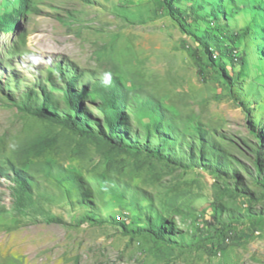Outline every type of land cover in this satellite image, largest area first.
<instances>
[{
  "label": "rangeland",
  "instance_id": "374dc122",
  "mask_svg": "<svg viewBox=\"0 0 264 264\" xmlns=\"http://www.w3.org/2000/svg\"><path fill=\"white\" fill-rule=\"evenodd\" d=\"M172 1L0 0V264H264V0Z\"/></svg>",
  "mask_w": 264,
  "mask_h": 264
},
{
  "label": "trees",
  "instance_id": "16d2710c",
  "mask_svg": "<svg viewBox=\"0 0 264 264\" xmlns=\"http://www.w3.org/2000/svg\"><path fill=\"white\" fill-rule=\"evenodd\" d=\"M160 2L163 5L164 11L168 13L171 17H173L175 20H181L183 19L182 13L179 11V9H176L173 5L172 0H160ZM217 16V15H215ZM7 23L3 26H9L11 28H15V23L12 21H6ZM238 36H233L230 37L229 39L227 38V41L225 42V47H224V55L227 57L229 61L232 63H237L240 67L244 68L246 66V59L243 57H235V49L232 47L231 44H236V41L238 40ZM214 54L211 52V47L206 48V59H205V64L209 68H211L215 72H222L224 67L221 63V61H218L214 59ZM224 76V75H223ZM68 100H69V105L71 108V111L74 113L73 117H66V118H61L58 117L57 115L49 112L46 108H41V109H32L30 107H26V111L29 112L30 114L41 118L43 120H47L52 123L56 124H61L70 130L78 133L82 137H86L88 139L95 140L97 142H105L109 145H111L114 148H117L121 153H126L130 154L135 150L132 145H129L128 143L125 142V139L117 135L119 130L124 126V116H123V111L118 105V96L117 92L115 90H112L111 93L109 94L107 100H106V106L104 109L105 113V118L108 124V128L110 130V135L109 138H104L101 139L99 135H97L94 131L89 129L86 125L82 123L80 120V115H81V107H82V100L86 98L87 92L83 91L80 94H75L72 93L71 91H68L67 93ZM138 152L141 153H149L154 155L155 158H157L160 161L166 162L167 164H173L176 163L174 159H171L167 157L166 155H163L159 148H155L153 150L150 149H140L137 150ZM258 167L259 171H263V153L258 152ZM153 233V235H156L160 238L163 239L162 235L165 233V229H162L161 227L153 230V229H137V233Z\"/></svg>",
  "mask_w": 264,
  "mask_h": 264
}]
</instances>
